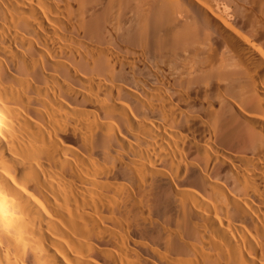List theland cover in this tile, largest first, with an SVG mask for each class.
Listing matches in <instances>:
<instances>
[{"label": "bare ground", "instance_id": "6f19581e", "mask_svg": "<svg viewBox=\"0 0 264 264\" xmlns=\"http://www.w3.org/2000/svg\"><path fill=\"white\" fill-rule=\"evenodd\" d=\"M0 264H264V0H0Z\"/></svg>", "mask_w": 264, "mask_h": 264}]
</instances>
